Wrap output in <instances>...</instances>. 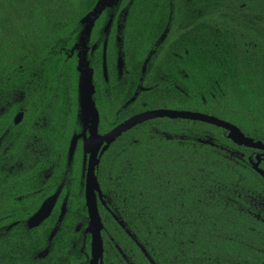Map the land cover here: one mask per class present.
Segmentation results:
<instances>
[{
	"label": "trees",
	"instance_id": "16d2710c",
	"mask_svg": "<svg viewBox=\"0 0 264 264\" xmlns=\"http://www.w3.org/2000/svg\"><path fill=\"white\" fill-rule=\"evenodd\" d=\"M97 1L0 0V217L14 203L5 197L11 192L7 190L22 180L24 146H34L31 160L41 159L35 151L45 147V159L53 161L48 151L64 155L71 132L77 130L76 56L68 55L81 33V19ZM126 5L125 42H142L144 46L135 47L139 58L155 39L156 24L161 26L158 31L164 28L155 18H163L169 9L186 15L184 24L205 23L200 31L204 38L191 35L186 45L193 62L237 51L251 66L249 79L247 74L233 81L218 80L224 83L223 96L214 93L216 79L194 83L206 84V99L211 91L215 95L209 114L264 143V0H121V6ZM192 10H201V16L187 14ZM96 20L90 44L98 38L104 15ZM100 51L101 45L91 64L97 91L103 86ZM107 57L111 73L113 50ZM133 58L127 62L135 64ZM19 107L28 115L13 125ZM177 128L189 138L166 139L145 124L117 141L101 162L102 188L129 203L136 232L155 240L156 251L167 264H264V223L251 216V190L255 196L264 194V179L247 161L248 149L233 144L214 126L181 120L176 126L168 118L158 124L159 131ZM34 137L41 138V146ZM121 150L118 157H109ZM236 150L245 153L243 158L232 153ZM0 248L12 251L7 244ZM28 259L25 251L13 250L12 255H0V264H26Z\"/></svg>",
	"mask_w": 264,
	"mask_h": 264
},
{
	"label": "flooded vegetation",
	"instance_id": "af4514ba",
	"mask_svg": "<svg viewBox=\"0 0 264 264\" xmlns=\"http://www.w3.org/2000/svg\"><path fill=\"white\" fill-rule=\"evenodd\" d=\"M103 4L104 7L99 17L103 14L105 20L99 29L98 38L90 44L91 32L90 38L84 43L85 47L79 45L74 49L77 41L68 55V57L76 56L77 82L74 123L77 130L71 132L66 142L64 155L49 148L48 153H52L53 161L45 159L47 152L45 147L35 151V154L41 155V159L31 160L29 152H34V146L31 144L24 146L23 162H21L22 180L7 190L11 192L5 197L14 203H10L4 211L5 216L0 217V246L4 247L7 244L12 248V251H4L0 248V255H12L13 250L25 251L29 255L26 264H167L159 257L155 240L141 237L136 232L135 219L128 215L130 213L127 208L129 203L124 199L117 200L118 195H115L111 190L102 188L99 182L100 166L106 152L117 141L124 138L125 135L136 132L142 125L149 124L150 130L154 129L156 133L161 132L166 139L171 140L188 139V132H180L178 128L176 131L172 130L173 132L159 131L158 124L167 118H153L120 133L101 153L106 143L102 144L94 170L99 187L98 191H95V205L101 223L99 234H97L86 201V180L90 154L89 150H84V142L89 139V119L81 112L79 103L78 53H83L88 68L93 73L95 92L92 98L99 115V135H105L127 120L154 110L197 112L214 116L208 112L212 103H216L215 95L211 93L212 91L208 92L209 96L206 99L204 95L206 84L203 83L199 86L194 82L197 79L204 81L216 79L214 93L219 92L223 96L226 92L222 89L224 83H219L218 80L233 81L241 79L247 74H249L247 79L250 78L251 66L245 64L244 60L236 55L237 51H232L234 52L233 56H230V53L226 51L228 57L221 55L212 57L209 61L200 58L198 63L193 62L188 56L186 45L191 39V35L198 39L204 38L200 31L205 28V23L184 24L187 17L184 14L179 15L180 10L174 14L173 10L169 9L166 15L160 10L157 12L164 14L163 18H155L157 23H163L164 28L162 31H158L161 26L156 24L155 31H153L155 39H152V43L148 42V51L143 58H139L141 54L137 56L138 52L135 51V47L144 46L142 42L140 44L129 43L134 46L132 48L134 50L125 49V45H129L125 42L124 34L128 14L127 5L121 6V0H115L112 4L109 0H105ZM195 13L201 16L202 11L192 10L187 14ZM176 22L177 24H175ZM106 26H108L107 30H105ZM214 29L221 35L217 27L214 26ZM105 42L106 47L103 50ZM197 44L200 42L198 41ZM100 45L103 86H101L102 90L97 91L94 83V69L91 64L94 53L97 52ZM93 47L95 48L93 49ZM218 47L215 45V48ZM111 50L114 54V70L112 69L110 73L107 54ZM126 56L129 59L133 58L135 64L127 62ZM119 58L123 63L121 70L118 69ZM128 65L135 66L129 68ZM162 81L163 83H161ZM115 82H118L119 85L113 86ZM194 87L199 89H194ZM210 87L214 89V86ZM211 98L214 102L211 101ZM26 110L20 107L16 110L12 117L13 125H19L23 121L24 117L28 115ZM19 114H22L21 121L15 124L14 120ZM169 120H172V124L176 126L180 125L181 120L186 124L198 122L213 127L211 124L187 119ZM33 140L41 146V138L34 137ZM198 141L204 143L200 138ZM260 142L264 145L262 141ZM72 143L73 147H71ZM247 149L246 158L251 167L259 160L258 168L264 172L263 150ZM121 152L122 150L109 155V157L116 158ZM232 153L241 158L245 155L237 150ZM54 167H57L58 170H54ZM57 177L58 180H56ZM262 178L264 179V177ZM251 216L264 223V194L259 193L255 196L254 190H251Z\"/></svg>",
	"mask_w": 264,
	"mask_h": 264
},
{
	"label": "water",
	"instance_id": "95a60500",
	"mask_svg": "<svg viewBox=\"0 0 264 264\" xmlns=\"http://www.w3.org/2000/svg\"><path fill=\"white\" fill-rule=\"evenodd\" d=\"M105 0H98L95 7L91 12L85 15L80 24L82 26L81 33L78 36V43L74 46V49L77 48L79 45L85 44L88 39L90 38V34L92 32L94 23L96 19L99 17L101 11L104 7ZM85 23V25H83ZM107 27L105 30H107ZM106 42L103 45V50H105ZM95 47H93L94 49ZM78 64H77V71L79 72V103L81 112L87 116L89 119V139L84 142V150H89V169L87 174L86 180V201L88 205V210H90V216L93 224L96 226V233L99 234V230L101 228L100 219L97 213L96 205H95V191H98V183L94 174L95 166L97 164V155L99 152L100 147L103 143L106 145L101 150V153L106 150L109 143H111L115 137L120 135L123 131L129 129L130 127L140 124L146 120L153 119V118H169V119H187L192 121H199L204 122L207 124H211L217 128H220L225 131L226 137L230 140L233 144L238 146H244L245 148H254L263 150L264 155V145L260 141H255L252 138L243 134L240 129L232 123L227 121L221 120L214 116L197 113V112H179L174 110H154L150 112H145L140 115H137L130 120H127L125 123L121 124L120 126L116 127L115 129L111 130L105 135L98 134V123H99V115L96 110L94 101H93V94L95 92L94 85H93V73L90 68H88V63L85 59L83 53L77 54ZM105 65V58L103 61ZM122 60L121 58L118 59V69L121 70L122 67ZM22 114H19L14 123L17 124L21 121ZM74 140V139H73ZM73 147V143L71 144ZM258 159V158H257ZM259 160L255 164L252 165L253 170L257 172L259 175L264 177V172L258 168ZM99 238V237H97Z\"/></svg>",
	"mask_w": 264,
	"mask_h": 264
},
{
	"label": "rangeland",
	"instance_id": "374dc122",
	"mask_svg": "<svg viewBox=\"0 0 264 264\" xmlns=\"http://www.w3.org/2000/svg\"><path fill=\"white\" fill-rule=\"evenodd\" d=\"M115 0H109V2L112 4ZM83 25H85V23H83Z\"/></svg>",
	"mask_w": 264,
	"mask_h": 264
}]
</instances>
